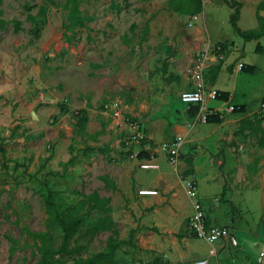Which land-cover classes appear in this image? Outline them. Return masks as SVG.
<instances>
[{
  "label": "rangeland",
  "instance_id": "rangeland-1",
  "mask_svg": "<svg viewBox=\"0 0 264 264\" xmlns=\"http://www.w3.org/2000/svg\"><path fill=\"white\" fill-rule=\"evenodd\" d=\"M42 1L0 5V17L8 22L0 29V264L36 263L27 228L47 229L54 245L60 244L61 231L46 227L47 186L86 218L69 253L58 256L63 264L105 250L111 231L93 230L105 215L118 239L130 240L116 251L118 264H188L200 258L207 264H264L241 250L245 236L253 243L247 249L253 259L263 256L264 120L246 124L235 113L205 124L179 99L196 47L232 43L224 65L237 56L253 70H225L219 86L246 106L244 116L261 119L264 36L243 42L245 52L240 50L242 39L229 24L233 8L223 0H204L192 22L191 15L170 10L168 0H79L86 27L65 30L66 11L51 6L34 38L27 15H36ZM237 1L240 29H256L254 14L263 0ZM259 13L264 17V10ZM14 20L21 23L18 32ZM257 42L261 52L254 50ZM210 80L208 72L205 82ZM111 102L140 123L150 143L180 139L178 164L157 155L158 167L141 168L131 153L149 143L127 147L125 131L101 114ZM189 179L197 183L209 221L233 230L237 245H210L189 230L191 207L184 191ZM142 189L156 193L139 194ZM93 193L107 198L109 212L88 211Z\"/></svg>",
  "mask_w": 264,
  "mask_h": 264
},
{
  "label": "trees",
  "instance_id": "trees-1",
  "mask_svg": "<svg viewBox=\"0 0 264 264\" xmlns=\"http://www.w3.org/2000/svg\"><path fill=\"white\" fill-rule=\"evenodd\" d=\"M3 0H0V5ZM114 2V0H111ZM223 2L233 11L229 14V24L233 31L239 35L244 42L256 40L261 36H264V17L259 13V11L264 10V0L256 7L255 19L258 23L256 29L241 30L237 24L240 14V2L237 0H223ZM51 6H60L65 10V20L63 22V27L65 30H72L74 28L86 27L87 18L82 15L79 8V0H64L63 2H57L56 0H43L42 4L39 6L38 13L36 15L28 14L27 19L31 23L30 32L34 38H37L41 32L42 22L45 20L47 11ZM118 6V5H116ZM167 7L180 14L195 15L202 10L201 0H168ZM8 22L0 17V29H5ZM22 29L21 23L18 20L13 21V31L18 32ZM30 42H34L30 39ZM223 45V44H221ZM255 51L261 52L260 43L255 46ZM220 68V63L214 67L215 74ZM242 70L250 72L253 70L252 67L243 64ZM228 93H219V99H226ZM62 103V102H61ZM190 109L194 110V113L198 112L197 106H190ZM243 106H239L237 112H242ZM79 122L82 123L83 118H78ZM264 120V113L261 119H254L253 121L248 117H243L241 121L246 124H257L259 125L261 121ZM105 122V121H104ZM108 122V121H106ZM205 122L207 123H219L220 118L217 114L207 115ZM105 125V123H103ZM103 125V126H104ZM264 135L261 137L263 140ZM138 158H148L149 154L146 151H139L137 154ZM191 172V170L186 171ZM221 196H224V189L221 192ZM107 203V198H100L97 193L90 195V204L88 211L93 208H99L104 211V213L109 212L108 207H105ZM44 209L47 214L46 227L47 228H58L61 231V242L58 246L53 243L54 235L46 230H29L25 229V233L32 240V243L39 255L38 260L35 264H63L58 256L65 255L69 253L68 244L72 237L74 236L76 230L80 224L85 221V216L83 214H74L75 208L71 207L69 204L64 203L59 194L50 189L47 186L46 193L43 195ZM100 229H109L111 234L106 239L105 250L98 251L89 257L80 258L74 260L71 264H118L115 259L116 251L121 245L129 244L130 240H119L118 231L114 226V223L110 221L108 215L96 220L93 224V230L97 231ZM132 234V232H131ZM11 242L14 239L9 238ZM11 251L14 247L10 248Z\"/></svg>",
  "mask_w": 264,
  "mask_h": 264
},
{
  "label": "built area",
  "instance_id": "built-area-1",
  "mask_svg": "<svg viewBox=\"0 0 264 264\" xmlns=\"http://www.w3.org/2000/svg\"><path fill=\"white\" fill-rule=\"evenodd\" d=\"M204 3V0H202ZM198 15H193L189 19L194 21L198 19ZM190 22V24H191ZM225 46L221 44H212L207 41L205 45L197 51L192 60L193 64L189 69V78L193 88L191 90L181 91L179 99L188 105H196L198 112L202 115V120L205 121L207 115L217 114L222 117L224 113H231L238 107L226 102H221L219 106L208 107L206 105L207 100H218L219 92L210 88L205 83V69L213 62L223 58V51ZM244 63L238 64V69H241ZM78 114V113H76ZM103 116H106L111 120L114 126L120 127L125 131L124 143L127 147L134 144H140L142 142L150 143L152 140L147 137L143 131L140 123L127 112L123 111L117 103H106L101 112ZM182 141L175 139L173 142L156 145L157 151L164 154L168 163L176 166L179 162L181 155ZM138 153L131 155L137 158ZM139 165L143 169H151L158 167L154 162L149 159H139ZM184 191L187 198L190 201L191 213L188 217V228L195 235L196 238L205 241L206 243L213 245L217 242L227 241L230 245L235 246L238 244L232 230H229L226 226L215 225L210 223L208 215L205 212L203 204L198 197V187L196 181L189 179L184 181ZM154 190H140L139 194H155ZM188 264H207V260L200 258L190 260Z\"/></svg>",
  "mask_w": 264,
  "mask_h": 264
},
{
  "label": "crops",
  "instance_id": "crops-1",
  "mask_svg": "<svg viewBox=\"0 0 264 264\" xmlns=\"http://www.w3.org/2000/svg\"><path fill=\"white\" fill-rule=\"evenodd\" d=\"M240 28V27H239ZM242 30V29H241ZM239 36V35H238ZM262 37V36H261ZM241 38V37H240ZM242 39V38H241ZM259 39V38H258ZM257 40V39H256ZM252 42H254L255 40H251ZM244 41H243V39H242V41L239 43V45H240V50H243L244 52H245V50H244V46H245V43H243ZM246 42H250V41H246ZM252 42H251V44H252ZM257 43H260V42H257ZM257 43H255V45H254V47L256 46V44ZM223 45L225 46V50L223 51V58L222 59H219L218 61H216V62H213L212 64H210L206 69H205V73H204V77H205V81H206V75H207V73L209 72V74H210V76H211V80L209 81V83H207V82H205L206 83V85L208 86V87H210V88H214V89H216L219 93L221 92V93H228L227 94V98L226 99H219L218 98V100H207L206 101V105L208 106V107H215V106H217V105H212L211 104V102H213V101H219L220 103L221 102H226V103H231V104H233V105H235V106H237L238 108L236 109V110H238L239 109V106H243V110H242V112H237V111H233V112H231V113H224V115L222 116V117H219L220 118V121H221V119L224 117V116H228V115H232V114H237V116L240 118V117H247V116H244V115H246V112H247V109H246V106L243 104V103H238V102H233V94H231L229 91H227V90H223V86H219V84H221V78H222V76H224L225 75V73H224V71L225 70H228L229 72H231L232 74H233V72H235V73H237V71H240V70H242V69H238V64L239 63H244L245 65H247V66H249L248 64H250V63H246V62H244V61H242V60H240V58L241 57H239V58H237V56L236 57H234L233 58V60H232V62H230L228 65H224V61H225V58H226V56L229 54V53H232V50H233V45H232V43H223ZM261 46V45H260ZM202 46H198V47H196V49L193 51V53H192V55H193V57H192V60H193V58H194V55L197 53V51H199L200 50V48H201ZM252 49V48H251ZM254 50H255V48H254ZM236 59L238 60L237 62H236ZM192 62V61H191ZM221 62H222V64H221ZM220 63V68H219V70L217 71V73L215 74V72H214V67L217 65V64H219ZM231 65H233L232 67H231ZM251 65H253V64H251ZM254 66V65H253ZM226 68V69H225ZM253 68V67H252ZM188 77H189V75H188ZM222 85V84H221ZM193 88V86H192V83H191V81H190V78H189V81H188V84H187V88L185 89V90H191ZM184 91V90H183ZM182 102V101H181ZM219 103V104H220ZM190 106H196V105H188V107H190ZM104 117H106V116H104ZM228 117H231V116H228ZM241 118V119H242ZM106 119V118H105ZM240 119V120H241ZM205 122V121H204ZM110 123H112V121L110 120ZM207 122H205V124H206ZM220 123V122H219ZM213 125L214 124H218V123H212ZM143 129V128H142ZM143 131L145 132V130L143 129ZM201 139V138H200ZM208 139L206 140V143L205 144H207L208 143ZM153 144H155V143H153ZM153 144L152 143H149V144H147L146 146H144L143 147V151H146L148 154H149V157L148 158H140V159H149V160H151L152 162H156V160L157 159H160V158H158V157H156L157 155L158 156H162V157H164L165 159H166V157H165V155L164 154H162V153H160V152H158L157 151V148L156 147H153ZM209 144V143H208ZM151 145V146H150ZM156 145V144H155ZM183 145V144H182ZM197 146V145H196ZM199 147H201L202 146V144L201 145H198ZM204 146V145H203ZM181 149H182V147H181ZM141 151V150H140ZM181 151V150H180ZM182 153V152H181ZM181 156V155H180ZM167 160V159H166ZM138 163H139V160H138ZM194 169H195V171H196V167H195V160H194ZM253 200V199H252ZM251 202H253V201H251ZM262 204L264 205V199L262 198ZM263 210H264V207H263ZM211 223V222H210ZM260 229H262L263 230V233H264V221L262 222V227H260ZM259 229V230H260ZM233 231V230H232ZM234 233V232H233ZM254 235H256V234H254ZM224 243H228L227 241H221V242H217V243H215V244H224ZM229 244V243H228ZM251 246H253V243H250L249 242V239L247 238V237H245L244 236V238H243V243H242V245H241V250H243L244 251V254H248V256H250V258H252V259H250L252 262H254V263H258V262H260V261H264V250L262 251V253H263V256H262V258H260L259 260H254L253 259V257L250 255V253H249V251H247V249L249 248V247H251Z\"/></svg>",
  "mask_w": 264,
  "mask_h": 264
}]
</instances>
